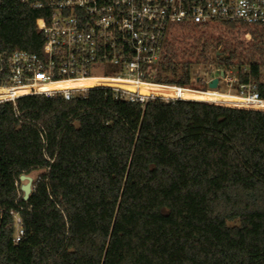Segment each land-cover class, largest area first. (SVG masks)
<instances>
[{
    "label": "trees",
    "instance_id": "trees-1",
    "mask_svg": "<svg viewBox=\"0 0 264 264\" xmlns=\"http://www.w3.org/2000/svg\"><path fill=\"white\" fill-rule=\"evenodd\" d=\"M43 14L0 0V52L39 51ZM198 64L260 80L264 26L177 27L158 80L190 86ZM180 93L191 99L94 88L0 102V264H264V110ZM36 169L24 200L17 181Z\"/></svg>",
    "mask_w": 264,
    "mask_h": 264
},
{
    "label": "built area",
    "instance_id": "built-area-1",
    "mask_svg": "<svg viewBox=\"0 0 264 264\" xmlns=\"http://www.w3.org/2000/svg\"><path fill=\"white\" fill-rule=\"evenodd\" d=\"M20 1L44 12L36 19L44 41L39 51L0 52V102L15 103L30 94L70 100L94 88L111 89L117 97L142 106L154 98L190 100L142 89L153 84L164 89L216 90L259 103L237 108L264 110V75L243 81L231 69L220 77L217 88L209 87L216 76L202 75L196 87L158 80L166 44L177 27L219 21L264 26V0ZM15 223L17 243L24 235L18 214Z\"/></svg>",
    "mask_w": 264,
    "mask_h": 264
},
{
    "label": "bare ground",
    "instance_id": "bare-ground-1",
    "mask_svg": "<svg viewBox=\"0 0 264 264\" xmlns=\"http://www.w3.org/2000/svg\"><path fill=\"white\" fill-rule=\"evenodd\" d=\"M144 91H153L156 94L160 95H166V96H181L184 98L181 93L180 89L177 88H169L164 89L160 85H145L142 87ZM205 91V97L202 99L204 101H208L211 103L216 104H223V105H229V106H235V107H259V103H256L254 101H248L245 99H242L240 97L229 95L220 91L216 90H201ZM228 95L229 97L226 98L225 96ZM185 99H191V98H185ZM199 100V99H196Z\"/></svg>",
    "mask_w": 264,
    "mask_h": 264
},
{
    "label": "rangeland",
    "instance_id": "rangeland-1",
    "mask_svg": "<svg viewBox=\"0 0 264 264\" xmlns=\"http://www.w3.org/2000/svg\"><path fill=\"white\" fill-rule=\"evenodd\" d=\"M238 37L240 39H242L244 42H246V40H249L251 38V35L248 32H246L245 30H240L239 33H238ZM205 70H206L205 65H203V64L196 65L195 68H194V76L204 74ZM215 74L218 75L219 73L217 71H215ZM198 85H199V82L196 83V81H194V83H192L190 87H196ZM222 86H223V88H225V86H226L225 83L222 84ZM221 90L225 92V90H227V89H221ZM225 97L228 98L229 96L226 95ZM42 172H43V169H36V170H33L32 172H30L28 174H30L33 177L34 181H35L39 177L40 173H42ZM24 182L25 181L20 180V179H19V181H17V185H19V189H20L19 190V195L23 194V191L21 190L20 186Z\"/></svg>",
    "mask_w": 264,
    "mask_h": 264
},
{
    "label": "water",
    "instance_id": "water-1",
    "mask_svg": "<svg viewBox=\"0 0 264 264\" xmlns=\"http://www.w3.org/2000/svg\"><path fill=\"white\" fill-rule=\"evenodd\" d=\"M220 75L213 77L210 81H209V87L210 88H217L218 84H219V80L220 77L224 76V70L221 69L220 70ZM20 180L25 181L24 183L21 184V190L23 191V199L24 200H28L30 197V194L33 190V183H34V179L30 174H26V173H22L19 176Z\"/></svg>",
    "mask_w": 264,
    "mask_h": 264
}]
</instances>
